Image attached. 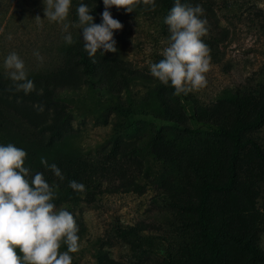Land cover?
<instances>
[{
    "label": "rangeland",
    "instance_id": "rangeland-1",
    "mask_svg": "<svg viewBox=\"0 0 264 264\" xmlns=\"http://www.w3.org/2000/svg\"><path fill=\"white\" fill-rule=\"evenodd\" d=\"M181 2L203 7L208 32L202 39L212 63L207 87L187 96L174 95L150 73L168 45L164 21L175 0H156L155 11L108 9L123 27L113 34L117 51L97 52L96 63L84 49L82 29L70 27L75 43H65L62 25L44 15V0H0V72L8 76L4 59L15 52L31 80L51 71L81 76L76 88H56L71 109L69 127L25 160L30 177L42 172L58 186L56 209L69 211L79 227L81 248L71 254L73 264H166L167 258L180 264L208 255L190 207L203 181L226 180L230 143L204 123L229 128L237 117L252 119L264 97V0ZM77 3L88 5L93 22L102 23L103 0H72L73 25ZM0 139L10 140L1 122ZM242 139L256 141L264 152V125ZM160 143L173 154L156 159L152 153ZM41 157L61 170L63 181ZM71 181L86 191L75 192ZM207 216L222 245L219 264H264V160L251 146L241 152L235 190L212 193ZM118 229L134 232L133 242L121 239Z\"/></svg>",
    "mask_w": 264,
    "mask_h": 264
},
{
    "label": "clouds",
    "instance_id": "clouds-1",
    "mask_svg": "<svg viewBox=\"0 0 264 264\" xmlns=\"http://www.w3.org/2000/svg\"><path fill=\"white\" fill-rule=\"evenodd\" d=\"M105 11L102 23L97 25L90 14L88 5L80 3L76 9L78 22L69 21L72 0H44V15L49 22L62 25L67 45L75 43L70 27L83 30V45L89 58L96 63V54L117 51L114 31L121 30L122 24L115 20L112 7L132 13L140 6L155 11L156 0H103ZM201 5L192 6L175 0L165 18L169 28L168 45L163 49V58L150 66L151 75L165 86L174 89V95L187 96L207 87V73L211 71V49L202 37L208 32L207 19ZM36 21H43L39 17ZM42 26V25H41ZM103 51H100V50ZM33 55L42 62L39 51ZM12 82L10 90L25 95L36 91L34 82L28 78L24 61L11 52L3 63ZM42 94V90L38 92ZM39 110L42 112V106ZM27 153L9 143L0 145V264H73L71 254L81 248L79 227L73 215L64 208L56 209V187L50 185L42 172L30 177L25 167ZM41 164L64 180L61 170L49 165L41 157ZM69 187L77 193L86 191L85 185L71 181ZM66 246V251H61Z\"/></svg>",
    "mask_w": 264,
    "mask_h": 264
},
{
    "label": "trees",
    "instance_id": "trees-1",
    "mask_svg": "<svg viewBox=\"0 0 264 264\" xmlns=\"http://www.w3.org/2000/svg\"><path fill=\"white\" fill-rule=\"evenodd\" d=\"M79 3H77V6ZM56 71H51L33 78L36 91L25 95L23 92L10 90L11 80L6 74L0 72V122L4 130L10 132V140L2 141L0 145L6 146L11 143L22 148L26 153L36 154L46 149V138L59 135L67 129L71 123L72 112L63 103V99L57 96V86L72 85L78 87L81 76L74 70L60 76ZM37 82V83H36ZM91 85L93 82L88 81ZM55 85L52 86L51 84ZM172 88V87H171ZM173 89V88H172ZM42 90V94H38ZM174 90V89H173ZM42 106L43 111L39 110ZM111 105L102 103V108H110ZM118 106H115L116 109ZM119 109V108H118ZM264 125V97L261 100L256 113L252 119L237 117L229 128H222L218 125L204 123L208 129L221 134L229 143L230 150L227 158V177L224 182L203 181L199 186V198L194 207L190 210L195 213L196 224L199 229V236L208 249L207 257L200 262H184L180 264H219L222 258L223 249L219 235L210 227L207 216L209 197L212 193L228 194L235 190L238 176V161L243 149L251 146L257 157L264 160V152L254 140H243L242 134L248 131L260 129ZM173 154V149L167 143H160L155 146L152 153L156 159H165ZM34 176V175H32ZM47 182L51 179L45 176ZM117 235L126 242H133L131 239L134 232L131 230H119ZM244 247L248 248L247 245ZM253 252L255 249L250 248ZM264 259V255H259ZM166 264H177L171 259H165ZM118 264V263H116ZM120 264V263H119Z\"/></svg>",
    "mask_w": 264,
    "mask_h": 264
}]
</instances>
